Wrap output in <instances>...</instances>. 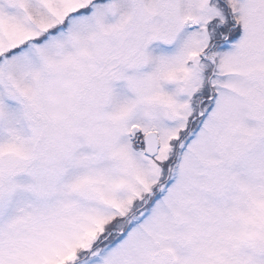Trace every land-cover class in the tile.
Returning a JSON list of instances; mask_svg holds the SVG:
<instances>
[{"label": "snow or ice", "instance_id": "snow-or-ice-1", "mask_svg": "<svg viewBox=\"0 0 264 264\" xmlns=\"http://www.w3.org/2000/svg\"><path fill=\"white\" fill-rule=\"evenodd\" d=\"M0 264H264V0H0Z\"/></svg>", "mask_w": 264, "mask_h": 264}]
</instances>
